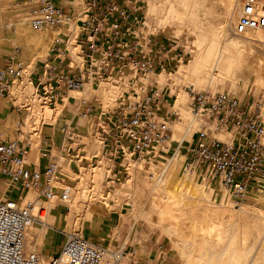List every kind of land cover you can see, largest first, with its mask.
Returning <instances> with one entry per match:
<instances>
[{
    "label": "rangeland",
    "instance_id": "rangeland-1",
    "mask_svg": "<svg viewBox=\"0 0 264 264\" xmlns=\"http://www.w3.org/2000/svg\"><path fill=\"white\" fill-rule=\"evenodd\" d=\"M21 1L0 0V67L5 65L10 55L18 51L20 59L25 64V73L28 74V77L25 78L24 73V76L14 83L12 97L4 101L7 104L5 109L3 102L0 111V129L7 134L14 133L12 137L19 140L23 139L24 134L32 133L33 142L30 159L37 164L41 149V131L43 137H50L53 141V138L57 137L60 127L64 123H71L82 134L80 140L74 144V147L78 148V156L60 160L63 162L62 172L68 176V179L65 178L63 185L61 184L62 190L66 186H68V190H73H70L72 193L69 194L68 203L63 204L58 200H53L54 206L47 212L46 205L50 203L37 198L35 192H31L25 199L22 198L21 194L19 196L20 205H24L26 200H34L37 203L35 217L41 209L48 214L44 219L49 225H46V233L34 234L31 237L28 234L30 228L28 229L25 243L26 250L40 254V250L46 241L56 237L54 247L58 252V245L62 243L63 239L67 241L71 235H78L86 239L88 237L86 234L87 225L92 221L96 209H100L104 213L115 214L118 217V226L113 232L112 237L114 240L109 249H116L122 244H126L128 248L137 246L138 252L142 253L144 258L153 260L157 256L158 248L162 246L169 264H223V261L224 264H235L233 255L240 250V253H242L241 261L237 264H264V237L255 252L252 253L250 249L259 235L258 231L254 230L252 241L246 247L242 246L239 237V227L243 223L241 216L234 219L228 217L225 219L224 235L227 237L222 243V245L225 243V246L222 247L221 245L220 250L215 251L214 247L212 248L209 245L199 250L197 249L199 246H196L199 243L196 244L197 240L192 237V233L195 232L194 226L199 221L206 224V217L215 212L213 207H206L201 202L203 192L207 194L210 187L214 188L216 194L224 195L225 206H233L239 208V210L251 208L264 212V195H252L241 205H236L231 198H228L220 184L212 181L203 170L184 173L187 150L193 144V138L199 129L198 122L193 119L186 90L192 88L212 93L228 92L242 101H247L256 95H264V84L257 83L259 81L257 79L259 78L258 73L261 72L257 65L258 62L261 63V60L264 61V44H260L262 46L258 44V47L255 45L256 50L254 47L248 48L246 45L248 40H243V42L238 39L239 37L235 38L233 36V30L228 32L223 28L225 11L221 0H205V6L204 0H135L142 9L146 31L154 36L153 41L173 43L179 52L185 53V56L183 61L174 63L171 70L156 78L158 87L171 89V95L174 96V99L169 106L172 111H175V108L180 113V121L174 123L173 126L174 134L171 150H159L158 154L149 152L145 159L140 162L134 161L130 156L126 168V165H124L126 160L120 157V147L122 145H114L111 141H105L100 126L111 116L124 98L131 97L133 74L126 72V77L120 82L117 80V78H120L119 76L106 78L100 83L88 86L80 94L70 93L68 97H64V103L60 101L59 103L50 102L51 104L47 106L39 105L35 93L38 96L43 94L41 89H38V92L36 89L40 81L36 65L48 56L51 45L57 36L62 33H71L72 25L77 26L74 28L76 32L71 40L73 46L84 34V31L78 21L66 27L43 28L42 31H33L25 25L27 13L21 6ZM56 1L57 3H68L69 1L75 15L81 14L85 10V0ZM71 1H74V3ZM184 1L187 2L186 7L183 6ZM212 4V9H214L212 13L215 14L216 19L209 12ZM176 11L184 14L182 16L183 20L180 16L174 15ZM241 14L242 12L238 14L237 19ZM236 23L234 22V26ZM20 27L35 34L51 33L44 39L35 35L26 40H21L19 37ZM231 35L233 39L230 38ZM40 39H43V41ZM230 39H235L234 41L238 42V45H233ZM42 42L43 44L40 47L39 45ZM73 50L76 55L78 48L74 46ZM252 54L254 55L252 56ZM215 57L219 58V64L216 69H213L210 65ZM251 57H254V59ZM259 57H262V59H259ZM209 60L212 61L208 62ZM120 86H125L128 90L125 96L118 99ZM82 95L89 98L88 100L95 110L86 121L78 120L75 115L77 114V99ZM44 108H49V111L46 116L42 117ZM201 122L202 125H205V121ZM25 124L27 129L22 128ZM222 138L228 140L227 137L222 136ZM34 151L36 154L32 156ZM55 155L59 156L58 153H55ZM172 161L175 162V168L164 187L167 190H174L186 175L191 174L197 185L193 189V194L196 196L194 206L186 213L177 210L168 213L164 211L163 207L158 206L157 200H152L146 204V209L149 210L147 209L144 212L145 214H141V217H138V221H136L135 216L140 215L134 212V207L144 203L143 199H145L148 189L155 184L167 165ZM134 169L135 171H133ZM166 176L168 174L165 175V178ZM191 183L193 182H189L188 185L191 186ZM0 185L3 187L0 194L10 186L1 178ZM14 188H16L17 193H20L17 187ZM87 189L90 193L85 191ZM158 193L161 194L160 191ZM92 197L93 199H91ZM0 199L6 200L7 198L0 195ZM79 199L80 201H78ZM90 199L97 200L89 210L92 215L88 219L84 215L85 209L83 210V208L89 204ZM73 200H75L74 203L77 201L76 204H70L73 203ZM164 201L163 199L160 202L163 204ZM134 202L136 203L134 204ZM77 204L81 206V209L76 210L75 206ZM71 207L72 209H70ZM177 221H179L178 224ZM34 223L36 226H40L36 220ZM182 226L187 227L185 232ZM177 231L178 233H176ZM179 231H182L183 234L179 235ZM227 233L230 234L226 235ZM186 240H188V244ZM194 240L195 242H193ZM206 251L209 253L207 252V254ZM128 263L127 258L122 260V264Z\"/></svg>",
    "mask_w": 264,
    "mask_h": 264
},
{
    "label": "built area",
    "instance_id": "built-area-1",
    "mask_svg": "<svg viewBox=\"0 0 264 264\" xmlns=\"http://www.w3.org/2000/svg\"><path fill=\"white\" fill-rule=\"evenodd\" d=\"M21 6L27 13L25 25L33 31L66 27L76 21L84 31L76 42L77 58L70 51L68 35L62 33L39 64L37 88L45 99L64 103L65 96L81 92L88 83H100L108 76L122 80L130 72L131 97L124 98L100 126L104 140L122 145L120 157L126 160L131 154L136 162L143 161L149 152L171 150L173 126L180 115L169 106L174 99L171 89L158 87L155 79L183 61L185 53L173 43L153 41L135 0H85V10L76 15L66 12L55 0H22ZM255 32H264V0H245L233 34L244 37ZM24 70L18 51L0 67V109ZM186 93L190 110L205 125L198 129L187 150L184 173L203 170L236 205L252 195H264V95L242 101L228 92L188 88ZM94 111L89 100H78V120L86 121ZM42 134L40 151L46 165L41 172L27 168L32 133L19 140L0 131V177L11 186L9 189L17 187L23 197L35 192L44 201H66L60 160L78 156L74 144L82 134L71 123H64L60 149H53V141ZM35 204L34 200L20 205L19 199H0V264H122L124 258L128 264H169L162 246L155 259L149 260L138 257L137 246L103 248L78 235H72L58 254L48 258L27 251L26 233Z\"/></svg>",
    "mask_w": 264,
    "mask_h": 264
},
{
    "label": "bare ground",
    "instance_id": "bare-ground-1",
    "mask_svg": "<svg viewBox=\"0 0 264 264\" xmlns=\"http://www.w3.org/2000/svg\"><path fill=\"white\" fill-rule=\"evenodd\" d=\"M186 1V0H185ZM183 2V6L184 7H186L187 6V2ZM244 1L245 0H221V4H222V6H223V9H224V11H225V13H224V18H223V20H225V22H224V25H223V28L224 29H226L228 32L230 31L231 32V30H233L234 29V22L236 23L237 21H238V19H237V16H238V14H240V12H242V8H243V5H244ZM204 2V6H205V4H206V2H205V0L203 1ZM207 6V5H206ZM199 7V6H198ZM213 8V4H212V6L210 7V9H209V12H210V15H212L214 18H215V14H213L212 13V11L214 10V9H212ZM207 11H208V9H206ZM217 11V10H216ZM215 13V12H214ZM209 14V13H208ZM174 15L175 16H180L181 17V19L183 20V13H180L179 11H176L175 13H174ZM217 15V14H216ZM242 15V14H241ZM216 19V18H215ZM214 20V19H213ZM75 23V22H74ZM73 24V23H72ZM72 24H70V25H72ZM49 28H52V27H49ZM215 28V27H214ZM213 28V29H214ZM20 29V34H19V37H20V39L21 40H26V39H28L29 37H31V36H35V35H38V36H40L41 38H47V36H48V34H50V33H38V34H35V33H32V32H30V31H28L27 29H25V28H19ZM43 29V28H42ZM41 30V29H40ZM223 30V29H222ZM42 31V30H41ZM70 31H71V36H70V34L68 33L67 35H68V38H69V47H70V51H71V53H72V55L74 56V57H78V51H77V54L75 55L74 54V50H73V48H74V46H76V44L73 46L72 45V43H71V40H72V38L74 37V35H75V32H76V30L74 29V27H73V32H72V28L70 29ZM218 31V30H217ZM208 32V31H207ZM212 33V32H211ZM228 34V33H227ZM226 34V35H227ZM222 35V34H221ZM224 36V35H223ZM235 38L236 37H238V36H236V35H233ZM229 37V36H228ZM50 38V37H49ZM230 38H232V35H231V37ZM43 39L41 40V41H43ZM51 39V38H50ZM49 39V40H50ZM209 39V38H208ZM224 39V38H223ZM233 39V38H232ZM238 39H241L242 41L243 40H248V41H246L248 44H246L247 45V47L248 48H253L255 45H256V47H258L257 45L259 44H264V32H255V33H250V34H247L246 36H244V37H239ZM37 40H38V38H37ZM36 40V41H37ZM47 40V39H46ZM210 40V39H209ZM235 40V39H234ZM234 40H231L230 39V42L233 44V45H238V42H236V41H234ZM77 42V41H76ZM244 42V41H243ZM36 43V42H35ZM42 44H43V42L39 45L40 47L42 46ZM34 47H35V45L34 44H32ZM37 45V44H36ZM48 45V44H47ZM32 46V47H33ZM260 46H262V45H260ZM259 46V47H260ZM39 47V48H40ZM45 48V47H44ZM255 48V47H254ZM262 48V47H261ZM37 49V48H36ZM257 48H255V50H256ZM258 49H260V48H258ZM39 50V49H38ZM41 50V49H40ZM220 50V49H219ZM222 50H223V48H222ZM229 50V49H228ZM250 50V49H249ZM253 50V49H252ZM264 50V49H263ZM36 51V50H35ZM254 51V50H253ZM259 51V50H258ZM257 51V52H258ZM234 52V51H233ZM260 52V51H259ZM254 54H252V56H253ZM245 56V55H244ZM233 57V56H232ZM252 58V57H251ZM255 58H256V56H255ZM257 58H258V56H257ZM210 59V58H209ZM252 59H254V57L252 58ZM259 59H262V57L260 58L259 57ZM258 59V60H259ZM264 59V58H263ZM258 60H257V62H258ZM210 61H212V60H209L208 62H210ZM249 62V61H248ZM251 62V61H250ZM244 63V62H243ZM218 64H219V58H217V57H215V59L212 61V64L210 65L213 69H216L217 67H218ZM257 64V63H256ZM250 66V65H249ZM253 67V66H252ZM255 67H256V65H255ZM257 68H259L260 70H261V72H259L258 74V77L259 78H257L259 81H257V83L259 82L260 84H264V61H262L261 60V63L260 62H258V65H257ZM258 70V69H257ZM256 70V71H257ZM259 70V71H260ZM24 73H25V70H24ZM24 73H23V75L20 77V78H18L15 82H17L19 79H21L23 76H24ZM29 74H30V72H29ZM161 75V74H160ZM160 75H158L156 78H158ZM25 78L26 77H28V74H26L25 73V76H24ZM110 77H114V76H108V77H106V78H110ZM24 78V79H25ZM106 78H104L102 81H104ZM117 80H118V82H119V80H120V78L118 79L117 78ZM128 80V79H127ZM126 80V81H127ZM101 81V82H102ZM155 81H156V79H155ZM14 82V83H15ZM14 83H13V85H14ZM89 84H92V83H88V84H86L85 86H84V89L81 91V92H78L77 94H80V93H82L87 87H88V85ZM259 84V85H260ZM13 85H12V90H13ZM125 85H126V83H125ZM261 88H262V86H260ZM259 87V88H260ZM37 89V92H38V88H36ZM120 95H119V98L118 99H120L122 96H125V94H127V87H125V86H120ZM209 92V91H208ZM71 93H75V92H71ZM212 93V92H211ZM12 91H11V96L10 97H12ZM70 94V93H69ZM68 94V95H69ZM137 94H138V90H137ZM68 95L66 96V97H68ZM28 97V96H27ZM35 97H36V99L38 100V103H39V105H42V106H47V105H49V104H51L50 103V101L48 100V99H45V98H43L41 95H37V93H35ZM65 97V98H66ZM186 97V96H185ZM136 98V95L135 96H133L132 97V99H135ZM79 99H89L86 95H82V96H79L78 97V99H77V101L79 100ZM23 107H24V105H22ZM26 108H28V107H26ZM30 108V107H29ZM76 110H77V106H76ZM174 112H178L175 108H174ZM48 111H49V108H44V111H43V114H42V117H44V116H46L47 114H48ZM191 113H192V111H191ZM178 114L180 115V113L178 112ZM192 116H193V119L196 121V122H198V124H199V128L201 127V120L200 119H198L196 116H194L193 115V113H192ZM25 126V127H24ZM23 127H24V129L26 128L27 129V126H26V124L24 125ZM31 129H33V128H31ZM30 133V132H29ZM184 136V135H183ZM172 139H173V137H172ZM180 148V147H179ZM130 156H131V154H128V156H127V159H126V161L124 162V165H126L125 167L127 168L128 166V158H130ZM132 157V156H131ZM174 168H175V162L174 161H172V162H170L169 163V165H167V167L165 168V170H164V172H162V175L159 177V179L155 182V184L153 185V186H151L149 189H148V193L146 194V197H145V199H143L144 200V203L143 204H138V206L136 207H134V205H132L134 208H135V210H134V212L135 213H137V215H140V216H135L136 217V221H138V217L140 218L141 217V214H145L144 212L148 209H146V204H148L149 203V201H152V200H154V201H156L157 200V204H158V206L159 207H163L164 208V211H166V212H172V211H174V210H177V211H180V212H184V213H186V212H188V210L189 209H191L193 206H194V200L196 199V196H194V194H193V189H194V187H196L197 185H196V181H195V179H194V177L191 175V174H188V175H186L185 176V178L182 180V181H180L179 182V184L177 185V187H176V189H174V190H167L165 187H164V185L166 184V181L168 180V177L170 176V174L174 171ZM133 171H135V169L133 170ZM137 171V170H136ZM134 173V172H133ZM166 174H168V176H166V178H165V175ZM135 175V174H134ZM134 179H135V176H134ZM166 179V180H165ZM189 182H193V183H191V186H189L188 185V183ZM68 186H66V187H64V192L66 193V198H67V200L66 201H61L59 198H56V199H54V200H58V201H60V202H62L63 204H66V203H68L69 202V197H70V190H72V189H70V190H68V188H67ZM70 188V187H69ZM85 189V188H84ZM73 191V190H72ZM85 191H87V192H89L88 191V189L87 190H85ZM84 191V192H85ZM161 192V194L160 193H158V192ZM82 192V191H81ZM92 192V191H91ZM72 193V192H71ZM90 193V192H89ZM205 192H203V195H202V200H201V202L206 206V207H213L214 209H215V212L213 213V214H208L209 216L208 217H206L207 218V222H206V224H204V223H202V222H200L199 221V223L198 224H196L194 227H195V232L194 231H192V232H194V234L192 233V237L195 239V240H197L196 241V244L197 243H199V245L197 244L196 246H199V247H197V249H199V250H202L203 248H205V246L206 245H209L210 247H214V249H215V251H217V250H220V247H221V245H222V243H223V240L225 239V237H227V236H225L224 235V233H225V225H226V223H225V219L228 217V218H230V219H234V218H236V217H238V216H241V220H242V225L239 227V237H240V239H241V242H242V246L244 245L245 247H246V245L247 244H249L251 241H252V236H253V232H254V230L255 231H258L259 232V235H258V237H257V239L254 241V243H253V245H251V252L253 253V252H255L257 249H258V246L260 245V243H261V241L263 240V235H264V226H263V221H264V217H263V215H264V212L263 211H260V210H256V209H251V208H248V209H241V210H239V208H236V207H233V206H225L224 205V195H222V194H216V191L214 190V188L213 187H210L209 189H208V193L207 194H204ZM77 194V193H76ZM86 194V193H85ZM84 194V195H85ZM81 195H82V193H81ZM89 195V194H88ZM88 195H86V196H88ZM91 195V194H90ZM93 195V194H92ZM76 196V195H75ZM98 196V195H97ZM162 196V197H161ZM77 197V196H76ZM75 197V198H76ZM82 197H83V195H82ZM81 197V198H82ZM91 197V196H90ZM95 197V196H94ZM100 197V196H99ZM199 197V196H198ZM98 198V197H97ZM87 199V198H86ZM91 199H93V197L91 198ZM90 199V200H91ZM99 199V198H98ZM158 199H161L160 201H163V199L165 200L164 202H163V204H162V202H160ZM83 200V199H82ZM85 200V199H84ZM97 200V199H96ZM95 199L94 200H91L90 202H89V204L86 206V207H84L83 208V210L85 209V211H84V215H85V217L86 218H88V219H90V217H91V215H92V213L91 212H89V210L92 208V205H94L95 204V201H96ZM74 201L75 200H73V203H70V204H76V202L74 203ZM78 201H80V199L78 200ZM89 201V200H88ZM142 202V201H141ZM159 202V203H158ZM48 203H50V204H48V205H46V209H47V212H49V210L51 209V207L52 206H54L53 204V200H51V201H48ZM80 203V202H79ZM85 203V202H84ZM92 203V204H91ZM136 202H134V204H135ZM156 204V205H157ZM241 205V204H240ZM74 206V205H73ZM131 206V207H132ZM76 207V210H79V209H81V206L79 205V204H77V206H75ZM70 209H72V207L70 208ZM36 210H37V203L35 204V211H34V213H33V220H32V222L30 223V225H29V228H30V234H31V232H35V233H37V234H39L40 232H41V230L42 229H45L46 228V225L47 226H49L48 224H47V222H45V217H46V214H47V212H45V211H43L42 209L40 210V212L38 213V215H37V217H35V212H36ZM149 210V209H148ZM48 215V214H47ZM136 215V214H135ZM175 215V214H174ZM143 216V215H142ZM195 216V215H194ZM180 218V217H179ZM184 218V217H183ZM197 219H199L198 217H196ZM181 219V218H180ZM184 219H186V218H184ZM196 219V220H197ZM203 219H204V217H203ZM36 220V222L40 225L39 226V228H35V223H34V221ZM202 220V219H201ZM204 221V220H203ZM178 222L179 221H177V224H178ZM194 222H196V221H194ZM34 223V224H33ZM180 225V224H179ZM178 225V226H179ZM191 225V224H190ZM177 226V227H178ZM186 227V226H185ZM28 228V229H29ZM182 228L184 229V232H185V229L187 228H184L183 226H182ZM175 229V228H174ZM182 230V229H181ZM191 230V229H190ZM28 231V230H27ZM175 231H176V229H175ZM183 231V230H182ZM180 232L179 231V235H182L183 234V232ZM187 232V231H186ZM188 232H189V230H188ZM176 233H178V231L176 232ZM29 234V233H28ZM228 234H230V233H227L226 235H228ZM72 236V235H71ZM71 236H69L68 237V239L69 238H71ZM26 237H27V233H26ZM190 237V236H189ZM182 238V237H181ZM180 238V239H181ZM190 240V239H189ZM195 240L193 241V242H195ZM180 241V240H179ZM187 241L188 240H186V243H187ZM191 241V240H190ZM225 241V240H224ZM235 241V240H234ZM233 241V242H234ZM234 243H236V242H234ZM188 244V243H187ZM195 245V244H194ZM224 246H225V243L223 244ZM223 245H222V247H223ZM232 246H233V244H232ZM231 246V247H232ZM209 247V248H210ZM194 248H196V247H194ZM196 249V250H197ZM245 249V248H244ZM198 250V251H199ZM212 250V249H211ZM246 250V249H245ZM264 251V250H263ZM194 252H195V249H194ZM208 251H206V253H207ZM241 251L240 250H238V251H236V253L233 255V261L234 262H236L235 264H237V262H239V261H241V254L242 253H240ZM243 252H244V250H243ZM198 253V252H197ZM196 253V254H197ZM209 253V252H208ZM207 253V254H208ZM195 254V253H194ZM193 254V255H194ZM200 254V253H199ZM264 255V254H263ZM229 256V255H228ZM255 256V255H254ZM252 258V257H251ZM259 259H260V257H259ZM195 261V260H194ZM250 262V261H249ZM194 263V262H193ZM204 264V263H203ZM223 264H224V261H223ZM249 264V263H248Z\"/></svg>",
    "mask_w": 264,
    "mask_h": 264
},
{
    "label": "crops",
    "instance_id": "crops-1",
    "mask_svg": "<svg viewBox=\"0 0 264 264\" xmlns=\"http://www.w3.org/2000/svg\"><path fill=\"white\" fill-rule=\"evenodd\" d=\"M74 1H71V2L74 3ZM55 2L57 3L56 0H55ZM58 4L63 6L66 12L74 13V9L71 6V4L69 3V1H68V3L65 2V3H58ZM76 4H77V2H76ZM73 27L75 28L77 26L72 25V28ZM70 36H71V33H70ZM39 64L36 65V69H38ZM90 85H92V84H89L88 86H90ZM6 106H7V104H6V102H4V104H3L4 109L6 108ZM0 111H1V109H0ZM61 127H60V131H58L57 137L53 138L54 139L53 140V149H60V147L62 145ZM22 128H24V127H22ZM0 131L4 133V131H2L1 129H0ZM4 134L8 137H12L14 135V133H11V134L4 133ZM177 149L179 150L180 148H177ZM31 152L32 151H30L29 155H28L27 168L31 171H41L42 172L45 169L46 161L41 157V151H40L38 164L30 159V153ZM34 154H36L35 151L32 153V156H34ZM63 176H65V178L68 179L67 174H63ZM0 178L2 179V181L6 182L2 177H0ZM1 188H3V187L0 185V190H1ZM30 193L31 192H29L28 195ZM0 195H2V197H4V198H11L14 200H18L20 193H17L16 189L14 187H12L11 189L7 188L5 190V192H2V194H0ZM27 196L23 197V194H22L23 199H25ZM117 226H118V217L115 214L104 213L100 209H96V211L94 212V217H93L92 221L89 223V225H87L86 234L88 237L86 238V240L93 243V244H96L100 247L109 248L110 244L114 240L112 236H113V232L117 228ZM35 228H39V227L35 226ZM41 233L42 234L46 233V229H42V231L39 234H41ZM34 234H37V233H35L34 231L31 232V234L29 233V235L31 237ZM54 241H56V237L52 240L46 241V243L44 244V246L40 250V255L48 258V257L56 255V253L58 254L60 252V250L62 249L65 241L63 239L62 243L58 245V248H59L58 252L55 250ZM50 247H52V248L50 249ZM137 255L139 258H144V255L140 252H138Z\"/></svg>",
    "mask_w": 264,
    "mask_h": 264
}]
</instances>
